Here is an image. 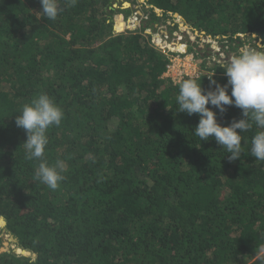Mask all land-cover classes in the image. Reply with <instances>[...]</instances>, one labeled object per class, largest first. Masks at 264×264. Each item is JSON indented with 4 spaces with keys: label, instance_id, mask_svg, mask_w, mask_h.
<instances>
[{
    "label": "trees",
    "instance_id": "16d2710c",
    "mask_svg": "<svg viewBox=\"0 0 264 264\" xmlns=\"http://www.w3.org/2000/svg\"><path fill=\"white\" fill-rule=\"evenodd\" d=\"M143 1L146 23L128 30L133 10L121 0H58L55 20L36 18L39 0H0V233L16 238L0 264H264V162L250 153L258 129L241 133L236 160L200 141L198 115L177 111L180 81L164 76L170 52L194 46L165 52L145 32L181 20L236 56L258 48L254 37L264 46V0ZM205 63L183 79L226 83L225 63ZM39 93L64 114L43 157L64 162L56 190L36 179L40 161L26 158L15 125ZM233 118L241 109L217 111L222 125Z\"/></svg>",
    "mask_w": 264,
    "mask_h": 264
},
{
    "label": "clouds",
    "instance_id": "9594fccd",
    "mask_svg": "<svg viewBox=\"0 0 264 264\" xmlns=\"http://www.w3.org/2000/svg\"><path fill=\"white\" fill-rule=\"evenodd\" d=\"M75 2L76 0H72L73 4ZM39 3L41 9L36 13H42L43 16L38 15L37 19L46 17L55 20L63 11L58 0H39ZM127 4L129 5L128 2ZM167 49L171 51L170 48ZM163 51L167 52L165 49ZM221 68L227 78L226 83L220 84L213 75L208 76L207 90L195 78L175 79L170 76L173 82L180 81L176 97L177 111L186 112L189 116L198 115L199 120L193 130L195 136L200 141L215 139L226 150V154H230L229 160L241 157V133L252 130L255 125L258 130L251 138L250 153L256 160L264 162V52L244 49L221 65ZM200 72L198 70L196 74L186 76L197 77ZM229 106L241 109V118H233L229 124L222 125L217 120V111L223 114ZM63 115L53 99L46 93H39L30 103L23 105L15 117L16 127L23 129L26 134V139L22 142L26 158L40 161L35 172L36 179L52 190H56L63 180L61 172L65 165L61 160L49 165L43 159L48 143L46 133L51 126L60 125Z\"/></svg>",
    "mask_w": 264,
    "mask_h": 264
},
{
    "label": "rangeland",
    "instance_id": "374dc122",
    "mask_svg": "<svg viewBox=\"0 0 264 264\" xmlns=\"http://www.w3.org/2000/svg\"><path fill=\"white\" fill-rule=\"evenodd\" d=\"M123 3L127 2V0H121ZM131 5V9L133 12L128 16L126 22H125V27L129 30L130 27H138L139 24H144L146 23L144 19H141V16L137 15V20H136V25L132 24V18L134 16L135 12L140 11L141 14V9L148 7V4L144 2L143 0H129L128 1ZM131 2H133L131 4ZM125 5V4H124ZM128 5V6H129ZM127 6V4L125 5ZM155 12L158 15H161V11L159 9H155ZM176 26L172 25V19L165 18L160 19L152 28H147L145 32L149 33L151 35L150 37V42L157 47L161 48L162 50H166L169 52L167 48H170V50L173 48V42H185L186 40H189L194 46L195 52H197V55L195 52L189 51L185 54H179V53H171V66L170 68L166 71L164 76H171L175 79L182 78L186 75L192 76L196 74L198 70L202 71L203 66H202V61H206V65H212L213 63H225V60L229 61L230 58H232L234 55L231 51L227 52V45L226 41H221L217 42L212 40L211 37L208 36V38H204V34L202 32H199L195 28H191V26L184 24V21L181 20H175ZM135 23V22H134ZM186 30V31H185ZM193 30V31H191ZM199 36L200 39L195 45L196 40L195 37ZM243 37V36H241ZM165 39L163 42H157V39ZM220 38V37H219ZM257 42L259 45L257 47L251 48L252 50L264 52V46L261 45L260 41L257 40L255 37L251 40V42ZM244 49H249L248 45H243L242 50ZM201 65V66H200ZM202 68V69H201ZM12 235L5 233V227L2 229L0 233V252L3 251H9L14 244L13 240H11ZM13 239L16 240L15 237ZM14 240V241H15ZM16 243V242H15ZM12 251H14L12 249ZM17 253V252H16ZM24 255H29V254H24ZM30 256V255H29Z\"/></svg>",
    "mask_w": 264,
    "mask_h": 264
},
{
    "label": "built area",
    "instance_id": "2783aa9c",
    "mask_svg": "<svg viewBox=\"0 0 264 264\" xmlns=\"http://www.w3.org/2000/svg\"><path fill=\"white\" fill-rule=\"evenodd\" d=\"M136 20H137V12H135L134 13V16H133V18H132V24H135L136 25ZM135 22V23H134ZM131 28H134V27H131ZM160 39V38H159ZM160 40H163V41H165V39H160ZM170 66H171V64L170 65H168V67H167V70L170 68Z\"/></svg>",
    "mask_w": 264,
    "mask_h": 264
},
{
    "label": "water",
    "instance_id": "95a60500",
    "mask_svg": "<svg viewBox=\"0 0 264 264\" xmlns=\"http://www.w3.org/2000/svg\"><path fill=\"white\" fill-rule=\"evenodd\" d=\"M2 219H3V217L2 216H0ZM4 221V220H3ZM4 224H5V221H4ZM13 239V238H12ZM13 240H15V239H13Z\"/></svg>",
    "mask_w": 264,
    "mask_h": 264
}]
</instances>
